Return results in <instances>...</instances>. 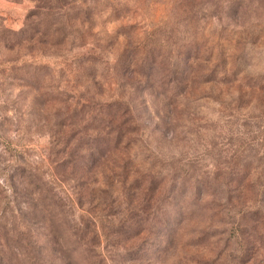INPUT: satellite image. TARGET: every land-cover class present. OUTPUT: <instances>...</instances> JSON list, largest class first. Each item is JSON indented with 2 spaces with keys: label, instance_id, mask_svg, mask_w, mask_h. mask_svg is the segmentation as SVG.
I'll use <instances>...</instances> for the list:
<instances>
[{
  "label": "rangeland",
  "instance_id": "374dc122",
  "mask_svg": "<svg viewBox=\"0 0 264 264\" xmlns=\"http://www.w3.org/2000/svg\"><path fill=\"white\" fill-rule=\"evenodd\" d=\"M0 264H264V0H0Z\"/></svg>",
  "mask_w": 264,
  "mask_h": 264
},
{
  "label": "trees",
  "instance_id": "16d2710c",
  "mask_svg": "<svg viewBox=\"0 0 264 264\" xmlns=\"http://www.w3.org/2000/svg\"><path fill=\"white\" fill-rule=\"evenodd\" d=\"M131 110H130V108H128L127 109V111L126 112H124L123 113V115H119V114H114V116H113V118L115 119V121L116 120H126V121H129L130 123H133V119L131 118ZM128 119V120H127ZM127 123V122H126ZM104 132V130H101V132H99V133H103ZM115 133H118V132H115ZM112 135V134H111ZM119 138H120V140H121V138H122V136H119ZM117 140L118 139H116V141H115V144H116V146L114 147V150H113V152L114 153H119L120 152V150H119V148H118V145H119V143L117 144ZM119 142V141H118ZM108 152V154L110 153L109 151H107ZM107 155H105L104 157H106ZM104 157L101 155V159L103 160L104 159Z\"/></svg>",
  "mask_w": 264,
  "mask_h": 264
}]
</instances>
